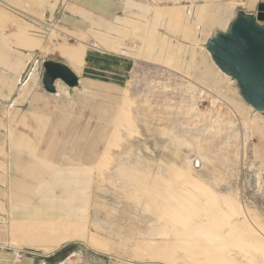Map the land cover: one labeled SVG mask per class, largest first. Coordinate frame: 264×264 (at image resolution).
<instances>
[{
    "label": "rangeland",
    "instance_id": "1",
    "mask_svg": "<svg viewBox=\"0 0 264 264\" xmlns=\"http://www.w3.org/2000/svg\"><path fill=\"white\" fill-rule=\"evenodd\" d=\"M76 1L79 35L47 21L54 43L89 57L67 134L64 108L46 114L42 143L59 164L45 194L79 215V240L52 258L264 264V111L206 48L238 12L264 25V0H60L57 15Z\"/></svg>",
    "mask_w": 264,
    "mask_h": 264
},
{
    "label": "crops",
    "instance_id": "2",
    "mask_svg": "<svg viewBox=\"0 0 264 264\" xmlns=\"http://www.w3.org/2000/svg\"><path fill=\"white\" fill-rule=\"evenodd\" d=\"M62 3L0 0V264H86L79 261L78 249L52 258L79 240V215L67 207L61 214L51 192L45 194L59 164L42 143L44 132L53 134L52 127L45 130L54 119L46 116L51 115L47 110L64 108L61 122L67 134L69 97L79 83L68 87L57 80L55 92H47L41 82L42 64L48 59L61 61L79 81L89 60L79 43L52 41L47 21L55 15L79 35V2L66 4L61 17L57 14ZM73 118L71 123L79 124L77 111ZM5 245L24 248L19 250L22 257L17 259L16 251Z\"/></svg>",
    "mask_w": 264,
    "mask_h": 264
},
{
    "label": "water",
    "instance_id": "3",
    "mask_svg": "<svg viewBox=\"0 0 264 264\" xmlns=\"http://www.w3.org/2000/svg\"><path fill=\"white\" fill-rule=\"evenodd\" d=\"M264 3L258 5L262 15ZM259 17L238 12L228 29L211 36L206 48L217 67L236 80L243 99L256 111H264V25ZM78 85V77L61 61L44 60L41 82L47 92H55V82Z\"/></svg>",
    "mask_w": 264,
    "mask_h": 264
},
{
    "label": "built area",
    "instance_id": "4",
    "mask_svg": "<svg viewBox=\"0 0 264 264\" xmlns=\"http://www.w3.org/2000/svg\"><path fill=\"white\" fill-rule=\"evenodd\" d=\"M6 248H12L10 245H5ZM22 257V251H16V258L19 259Z\"/></svg>",
    "mask_w": 264,
    "mask_h": 264
},
{
    "label": "bare ground",
    "instance_id": "5",
    "mask_svg": "<svg viewBox=\"0 0 264 264\" xmlns=\"http://www.w3.org/2000/svg\"><path fill=\"white\" fill-rule=\"evenodd\" d=\"M11 247H12L15 251H17V250H23V249H20V248L14 247V246H12V245H11Z\"/></svg>",
    "mask_w": 264,
    "mask_h": 264
}]
</instances>
